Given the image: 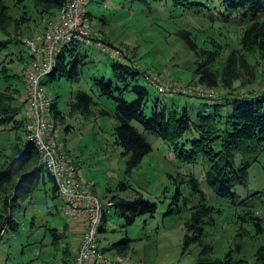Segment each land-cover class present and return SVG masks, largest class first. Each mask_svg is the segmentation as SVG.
<instances>
[{"label": "rangeland", "instance_id": "rangeland-1", "mask_svg": "<svg viewBox=\"0 0 264 264\" xmlns=\"http://www.w3.org/2000/svg\"><path fill=\"white\" fill-rule=\"evenodd\" d=\"M3 3L13 18L19 17L26 7L29 21L22 28V42L50 19L48 12L40 11L39 7L28 0L21 2L24 3V8L16 0H3ZM86 10L91 34L104 46L119 50L126 60H132L147 71V81L150 84L145 81L142 83L148 89L150 97L165 100L172 98L178 105H190V108L197 109L207 100L195 97L210 93L211 97L205 99L214 100L222 98L226 93L220 83L214 89H206L197 84L193 75L195 58L177 33L180 30L188 31L195 37L197 44L204 48H211L210 41L223 45L227 43L228 46L218 52L211 65L212 70L219 75L228 51L235 47L241 35L243 26L239 23H224L214 16L209 22L206 16L190 12L178 14L177 10L163 0L151 1L149 8L128 0H90ZM6 30L11 34V27L7 26ZM76 49H86L88 57L95 62L94 66H82L78 82H70L60 76L52 81H47V78L43 80L46 81L49 96L56 100L57 109L64 116L63 123H58L56 131L67 154L77 165L83 179L91 185L92 193L102 203L112 195L131 199L138 192L143 198L156 204L152 217H136L128 226L112 208H108L104 232L97 237L107 264H190L196 259L203 244L210 245V254L218 257L239 244L238 255L250 259L256 247L264 245V176L260 167L262 158L254 154L253 158L256 155V160L250 169V189L262 192L261 199L251 209V215L261 218L260 232H255L251 224L240 221L242 207L211 195L204 182L206 161L197 160L195 164L178 161L165 141L144 131L138 124L134 125L150 144L151 151L135 168L127 171L120 148L114 144L111 117L83 118L77 114H68L67 104L73 93L77 90L89 92V77L107 75L110 71L109 60L104 51L94 45H79ZM27 56L24 45L15 47L9 44L0 53V60L8 62L11 59V63L7 65L10 71L21 74L25 62L22 63L18 58L26 59ZM247 60L248 71H240L239 78L232 82L230 91L235 94L264 92V61L257 53L249 55ZM151 82L165 88L161 90L163 93L158 92ZM195 87L198 89L193 90ZM173 88L191 89L194 93L199 91L201 96L173 92ZM92 96L101 103L105 101L103 97ZM105 105L110 110L113 107L108 101H105ZM66 125L69 126L68 131H64ZM13 137V132H9L10 140ZM3 139L0 137V143ZM188 176L199 181L207 202L212 203L218 212L214 210V220L211 225L205 226L200 243L182 248L183 221L187 218L188 211L171 215L167 211L176 188H179L183 197H187L188 207L197 203L196 196L190 194L187 181H184ZM51 185L48 180L38 185L31 196V202H22L19 213H13L19 221L16 234L0 230V264H72L76 241L74 237L77 233L81 234L82 229L65 226L66 221L59 215L58 197H48ZM50 229H55L60 236L54 239ZM124 237L131 239L129 248L124 256H118L109 247Z\"/></svg>", "mask_w": 264, "mask_h": 264}, {"label": "trees", "instance_id": "trees-1", "mask_svg": "<svg viewBox=\"0 0 264 264\" xmlns=\"http://www.w3.org/2000/svg\"><path fill=\"white\" fill-rule=\"evenodd\" d=\"M28 1L39 7L40 11L48 12L51 19L66 0ZM128 1L144 4L149 8L153 0ZM163 1L177 10L178 14L190 12L206 16L209 22L214 16L224 23L232 21L243 26L235 47H232L225 57L219 75L212 70L211 65L218 52H222L228 44L210 41L211 48H204L197 44L195 37L188 31L180 30L177 33L178 38L195 58L193 75L197 84L206 89H214L220 83L226 90L223 97L214 100L195 97L207 100L197 109L190 108V105H178L172 98H152L143 84L144 81L149 83L147 71L132 60L105 55L109 60V73L91 75L89 92L77 90L73 93L67 104L68 114H77L83 118L111 117L114 144L120 148L127 171L135 168L151 151L150 144L134 124L165 141L178 161L186 164H195L197 160L206 161L207 167L203 170L204 182L211 195L242 207L240 221L251 224L255 232H260L261 218L251 215V209L261 199L262 192L250 189V169L258 155L262 158L260 167L264 176V92L235 94L230 89L232 82L239 78L240 71H248L249 55L257 53L264 61V0ZM16 2L24 8L22 0ZM20 13L19 17L13 18L3 0H0V53L4 52L9 44L15 47L24 45L20 36L23 26L29 21L26 7ZM7 26L11 27V34L6 30ZM76 48H67L57 54L53 70L46 77L47 81L60 76L70 82H78L82 66L95 65L94 60L88 57L86 49ZM4 60H0V137L4 138L0 143V230L16 234L19 221L13 213H19L22 202H31V196L38 185L48 180L52 184L47 192L48 197L53 199L58 197V194L54 180L40 165L36 149L27 139L28 117L25 113L23 71L21 74L10 71L7 65L11 63V59L8 62ZM18 60L25 62L24 70L29 55L26 59L19 57ZM44 84L46 85V81ZM93 94L111 102V110L106 107L105 101L101 103L95 100ZM51 103L52 118L57 129L58 123H63L64 116L57 109L56 100L51 99ZM68 129L69 126L66 125L64 131ZM9 132H13L12 140L9 138ZM65 152L67 153L66 150ZM254 154L256 155L253 158ZM72 163L77 167L73 161ZM184 181H187L190 194L196 196L197 203L188 207L187 197H183L179 188H176L171 195L167 211L170 215L188 211L187 218L183 221L182 248L189 244H199L205 226L211 225L214 220V210L218 212L212 203L207 202L196 178L188 176ZM58 200L61 203L59 197ZM108 202L111 203L109 208L123 218L126 226L131 225L136 217H152L156 210V204L143 198L138 192L131 199L112 195ZM107 213L108 209L104 212L98 234L104 232ZM50 231L54 239L60 236L55 229ZM130 241L131 239L124 237L113 243L109 249L118 256H124ZM211 251L210 245H201L196 259L190 264H264L262 244L256 247L250 259L238 255L239 244L227 249L219 257L212 256Z\"/></svg>", "mask_w": 264, "mask_h": 264}, {"label": "built area", "instance_id": "built-area-1", "mask_svg": "<svg viewBox=\"0 0 264 264\" xmlns=\"http://www.w3.org/2000/svg\"><path fill=\"white\" fill-rule=\"evenodd\" d=\"M90 0H66L54 16L23 40L29 55L24 67L25 111L28 117L27 139L34 145L38 161L55 182L60 199L59 215L69 222H81L82 233L73 264H107L98 246V228L104 212L111 206L102 203L91 191L78 168L64 150L52 118V103L44 78L52 72L55 57L67 48L96 46L109 57L126 60L122 53L104 46L91 34L86 10ZM151 84L161 92L165 88ZM198 89L197 87L192 88ZM191 89H174L184 95H200ZM201 96V95H200ZM211 97L210 93L203 94Z\"/></svg>", "mask_w": 264, "mask_h": 264}, {"label": "crops", "instance_id": "crops-1", "mask_svg": "<svg viewBox=\"0 0 264 264\" xmlns=\"http://www.w3.org/2000/svg\"><path fill=\"white\" fill-rule=\"evenodd\" d=\"M67 223V226L68 227H72L73 229L74 228H76V229H79V230H81V222H66ZM80 235L81 234H79V233H77L76 235H75V237L74 238H76V241H75V243H74V246H73V248H74V254H75V252H76V249H77V247H78V244H79V240H80ZM73 264V263H72Z\"/></svg>", "mask_w": 264, "mask_h": 264}]
</instances>
